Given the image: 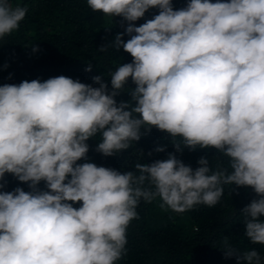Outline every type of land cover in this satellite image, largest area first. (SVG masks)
<instances>
[{
  "label": "clouds",
  "instance_id": "obj_1",
  "mask_svg": "<svg viewBox=\"0 0 264 264\" xmlns=\"http://www.w3.org/2000/svg\"><path fill=\"white\" fill-rule=\"evenodd\" d=\"M86 2L126 22L98 51L123 48L132 61L107 74L111 90L99 75L98 87L63 75L0 85V264H117L141 201L184 213L217 205L226 185L258 197L242 216L246 238L264 246V0H188L179 9L173 0ZM150 9L158 14L137 26ZM27 12L0 0V40ZM122 93L130 99L118 103ZM153 128L171 137L166 159L141 163L144 153L133 151L135 171L88 162L90 139L113 157ZM184 148L216 155L194 170L177 158ZM6 174L29 191H4ZM222 243L225 258L264 264L255 248Z\"/></svg>",
  "mask_w": 264,
  "mask_h": 264
},
{
  "label": "trees",
  "instance_id": "obj_2",
  "mask_svg": "<svg viewBox=\"0 0 264 264\" xmlns=\"http://www.w3.org/2000/svg\"><path fill=\"white\" fill-rule=\"evenodd\" d=\"M13 6H26L28 12L19 29L0 40V85L19 84L22 81L66 76L84 84L93 83V77L101 76L109 85L110 77L119 64L130 63L132 57L123 48L117 51L109 48L99 52L101 46L114 42L118 33H123L126 22L122 18L106 17L94 12L86 0H10ZM188 0H173L175 9L186 6ZM215 2V0H212ZM158 14L150 9L145 17L136 22L139 26L145 20ZM110 30H106L109 29ZM124 40L129 38L124 35ZM33 46L38 50L33 51ZM91 64L92 71L85 69ZM128 88L135 86L129 80ZM130 96L122 93L117 102L128 101ZM171 137L155 128L142 135L134 149L122 151L113 157H104L96 151L98 139H90L88 162L97 166L135 171L136 156L133 151L144 153L141 163H152L167 158L174 152ZM165 147V152H157ZM177 158L194 170L201 156L216 155L214 149H183ZM219 155V154H217ZM227 166L226 158H221ZM79 161L78 163H83ZM213 164L215 161L212 162ZM4 191L21 187L29 191L28 185L21 184L15 177L6 174ZM39 187L43 190L44 183ZM231 187L234 191L231 192ZM258 197L251 188L224 186V195L213 206L197 205L184 213H176L160 207L157 199L152 203L141 201L137 208L139 219L133 220L127 229L126 255L117 264H237V258H225L223 240L229 238L234 248L244 251L255 248L264 257V246L252 245L245 235L242 210ZM75 204L74 207H79ZM264 222V217H261Z\"/></svg>",
  "mask_w": 264,
  "mask_h": 264
}]
</instances>
